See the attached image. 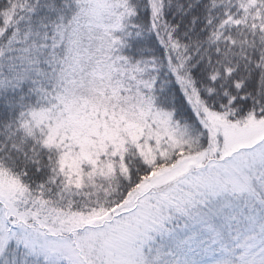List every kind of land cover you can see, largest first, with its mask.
Instances as JSON below:
<instances>
[{"label": "snow or ice", "instance_id": "obj_1", "mask_svg": "<svg viewBox=\"0 0 264 264\" xmlns=\"http://www.w3.org/2000/svg\"><path fill=\"white\" fill-rule=\"evenodd\" d=\"M0 264H264V0H0Z\"/></svg>", "mask_w": 264, "mask_h": 264}]
</instances>
